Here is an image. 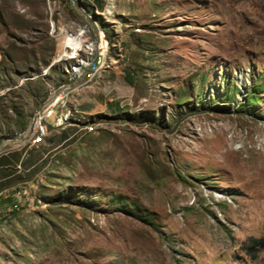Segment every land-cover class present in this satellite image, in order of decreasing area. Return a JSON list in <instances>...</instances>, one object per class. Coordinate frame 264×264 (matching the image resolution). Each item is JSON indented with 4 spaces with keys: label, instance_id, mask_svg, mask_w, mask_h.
<instances>
[{
    "label": "rangeland",
    "instance_id": "rangeland-1",
    "mask_svg": "<svg viewBox=\"0 0 264 264\" xmlns=\"http://www.w3.org/2000/svg\"><path fill=\"white\" fill-rule=\"evenodd\" d=\"M98 30L104 70L71 79ZM68 84L75 116L32 145ZM11 151L0 264H264V0H0Z\"/></svg>",
    "mask_w": 264,
    "mask_h": 264
},
{
    "label": "bare ground",
    "instance_id": "bare-ground-1",
    "mask_svg": "<svg viewBox=\"0 0 264 264\" xmlns=\"http://www.w3.org/2000/svg\"><path fill=\"white\" fill-rule=\"evenodd\" d=\"M84 32L85 31H83L82 34H84ZM98 34H99V37L102 39V44H95L94 42L86 44L85 45L86 56L83 58H80L76 64L67 65V72L70 75V77H72L71 79L75 80L76 78H80L82 76L84 77L86 74L89 73V71L93 67H95L93 68L95 69V73H98L104 70L103 65L105 64L106 57L108 55L109 43H108V39L106 38L105 33L102 30H98ZM76 49L77 48H75V52H76ZM98 53H100V57H99V60L97 61L92 57L95 56L97 58ZM60 57L61 56L57 57L56 59ZM71 58L72 56L69 55V53L63 56L64 60L71 59ZM72 90L73 88H71V85L69 84L65 85L64 87H62L61 92H59V94H56L51 98L52 100L55 96H57L54 105L50 108L48 120L52 119V122H53L52 124L57 128L61 127L65 123L70 122L72 118L75 116L74 112L75 113L77 112L76 110H74L73 108L67 105V99L70 96V93ZM40 113L36 116V118L40 115ZM46 132H47V126L42 130V134L37 135L34 139L30 140L32 145L40 144L39 142H41L43 138L46 136Z\"/></svg>",
    "mask_w": 264,
    "mask_h": 264
},
{
    "label": "trees",
    "instance_id": "trees-1",
    "mask_svg": "<svg viewBox=\"0 0 264 264\" xmlns=\"http://www.w3.org/2000/svg\"><path fill=\"white\" fill-rule=\"evenodd\" d=\"M83 4L93 7L96 11H102L105 7V2L107 0H81ZM13 110V108H11ZM16 112V111H15ZM17 116H21V113L16 112ZM15 125H18L20 129H24L25 125L23 124V121H16ZM12 163H16V165H23L25 163V159H22L19 155V151H11L7 153L6 155L0 156V166L2 168L7 169L9 166H12ZM13 175H5L3 179L0 180V191L4 190L6 186H8L11 182V178H13ZM10 200H8L9 202ZM246 253L251 258H256L257 254L264 250V237L263 238H254L250 237L247 240L246 243Z\"/></svg>",
    "mask_w": 264,
    "mask_h": 264
},
{
    "label": "built area",
    "instance_id": "built-area-1",
    "mask_svg": "<svg viewBox=\"0 0 264 264\" xmlns=\"http://www.w3.org/2000/svg\"><path fill=\"white\" fill-rule=\"evenodd\" d=\"M95 44H102V39L99 37L98 33L96 35ZM75 48L76 47L69 46L68 43H67V40H66L64 45H63V51H62L61 55H57V57L65 56L68 53H74L75 52ZM99 57H100V53H98L97 61L99 60ZM97 61H96V63H97ZM96 63H95V65H96ZM91 70L89 72H91ZM56 98H57V96H55L48 103L46 109L40 113V115L35 119V121H33V126H32L33 127V132L31 134V138L30 139H34L37 135L42 134V130L47 126V120L49 118L50 108L54 105V103L56 101ZM84 128H85V126H82V129H84ZM17 167L19 169H21L20 165H18ZM25 191H26V188L21 186V187L18 188V190L15 192V194H13V196H15L16 198H19L18 196H22L25 193Z\"/></svg>",
    "mask_w": 264,
    "mask_h": 264
},
{
    "label": "crops",
    "instance_id": "crops-1",
    "mask_svg": "<svg viewBox=\"0 0 264 264\" xmlns=\"http://www.w3.org/2000/svg\"><path fill=\"white\" fill-rule=\"evenodd\" d=\"M112 100V99H109V101ZM1 167V166H0ZM2 168V167H1Z\"/></svg>",
    "mask_w": 264,
    "mask_h": 264
}]
</instances>
